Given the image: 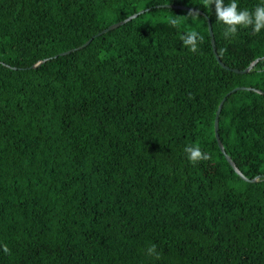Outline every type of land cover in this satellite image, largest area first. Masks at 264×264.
I'll return each mask as SVG.
<instances>
[{"label": "trees", "instance_id": "1", "mask_svg": "<svg viewBox=\"0 0 264 264\" xmlns=\"http://www.w3.org/2000/svg\"><path fill=\"white\" fill-rule=\"evenodd\" d=\"M225 27L203 0H0V264H264V29Z\"/></svg>", "mask_w": 264, "mask_h": 264}, {"label": "clouds", "instance_id": "2", "mask_svg": "<svg viewBox=\"0 0 264 264\" xmlns=\"http://www.w3.org/2000/svg\"><path fill=\"white\" fill-rule=\"evenodd\" d=\"M203 4L206 8L214 5L216 19L226 26L223 33L225 39H228L230 36H235L240 27H251L255 34L260 33L261 30L264 29V5H258L255 7L254 11L250 12L247 9L240 10L236 0H231L227 5H225L224 0H203ZM188 15L193 17L199 16V11L197 9H189ZM170 23L175 26L177 21L172 19ZM181 39L183 45L192 53L198 51V44L203 41V37L196 31L183 35ZM184 152L187 154L188 160L194 165L198 162L211 159V155L204 152L199 146H185ZM3 252L5 254L10 253V249L7 245L3 246ZM147 255L154 256L156 259L161 258L155 244L147 248Z\"/></svg>", "mask_w": 264, "mask_h": 264}, {"label": "water", "instance_id": "3", "mask_svg": "<svg viewBox=\"0 0 264 264\" xmlns=\"http://www.w3.org/2000/svg\"><path fill=\"white\" fill-rule=\"evenodd\" d=\"M168 5H172V6L179 7V8L192 9V7L187 6V5H184V4H168ZM146 9H148V8L140 9V10H138V11H136V12H134V13L128 15L127 17H125V18H123V19H121V20H118V21H116V22H113V23L109 24L108 26L104 27L102 30L98 31L96 34H100V33H102V32H105V31H107V30H109V29L115 27V26H118L119 24H121V23H123V22H125V21H127V20H129V19H131L132 17L138 15L139 13L143 12V11L146 10ZM199 12H201V10H199ZM207 26H208L209 34L211 35V44H212L213 51H214V53H215V55H216V58H217L218 61L222 64V66L228 68V66L225 65V64L221 61V59L219 58V56H218V54H217V52H216V47H215V42H214V36H213L212 28H211V23H210L209 20H207ZM89 40H90V39L86 40V41H85L83 44H81L79 47L85 45ZM70 50H71V49L65 50V51L61 52V54H63V53H67V52H69ZM44 59H46V58H44ZM44 59H42V60H44ZM42 60L37 61L36 63L32 64L31 66H36V65H38ZM256 60H257V58L254 59L251 63H249V64H248L245 68H243V69L234 68V70H235V71H240V72L247 71V70H249V69L251 68V66L255 63ZM237 88H251V87H250V86H245V85H240V86H236V87H234L232 90L237 89ZM255 90H258V91H259V89H256V88H255ZM228 93H229V92H228ZM228 93H227V94H228ZM224 99H225V96H223V97L221 98V100L219 101L218 106H217L216 111H215V115H214L213 127H214V134H215V137H216L217 143H218L220 149L224 152L226 159H227L228 162L231 164V166L233 167V169L235 170V172L238 173V174H239L243 179H245V180L255 181V180H257V179L261 176V174H257V175L254 176L253 178H249V177H247V176H246V175H245V174L239 169V167L235 164V162L231 159V157H230V156L224 151V146H223V143H222V141H221V139H220L219 132H218V117H219V113H220V110H221L222 104H223V102H224Z\"/></svg>", "mask_w": 264, "mask_h": 264}]
</instances>
